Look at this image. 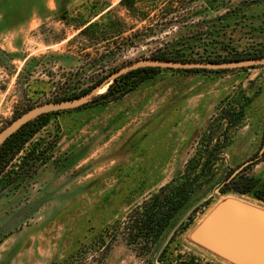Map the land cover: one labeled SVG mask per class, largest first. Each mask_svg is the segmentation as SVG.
I'll return each instance as SVG.
<instances>
[{
    "label": "rangeland",
    "instance_id": "rangeland-1",
    "mask_svg": "<svg viewBox=\"0 0 264 264\" xmlns=\"http://www.w3.org/2000/svg\"><path fill=\"white\" fill-rule=\"evenodd\" d=\"M153 1L139 5L209 16L158 21L166 28L157 26V36L97 63L106 43L95 51L90 37H75L72 18L90 23L119 0H0V129L31 106L92 88L113 66L148 57L179 25L212 19L221 50L264 52V0ZM25 147L37 159L22 151L0 173V264H233L190 233L227 197L264 210L248 195L213 193L233 173L264 184V64L158 72L117 100L52 116ZM209 153L211 169L199 159ZM185 170L194 190L183 208L157 240H134L135 211Z\"/></svg>",
    "mask_w": 264,
    "mask_h": 264
},
{
    "label": "trees",
    "instance_id": "trees-1",
    "mask_svg": "<svg viewBox=\"0 0 264 264\" xmlns=\"http://www.w3.org/2000/svg\"><path fill=\"white\" fill-rule=\"evenodd\" d=\"M144 1L146 2L148 0H119L117 7H109L90 23H87V21L83 19L74 20L76 18H72V21H74V24H72L73 27L76 29L80 28V31L75 37H90L95 43L92 44L94 46L100 45L102 42L106 43L105 45L103 44L100 52H97V58L95 59L97 60V63H101V61L107 62L115 59L116 56L121 54V51L128 47L136 46V44L143 42L146 39L157 36V26H160L161 29L166 28L165 26H161L166 24V22L162 23L163 19L166 21V18H173L168 21H176L179 18L199 16L201 13L204 14L203 17L209 16V12H201L202 10L190 9L183 13L181 12L182 9H180L181 6L157 13V10L153 9L152 6H146V8L141 7L139 4H142ZM151 1L155 2L153 0ZM201 1L204 2V0ZM213 1L215 0H210L209 3ZM177 2L184 5L191 2V0H177ZM119 10L123 11L122 14H120ZM62 19H64V23L68 24L66 18ZM129 20L132 22H129ZM158 21H160L161 25L158 24ZM137 25L140 26L137 27ZM176 30L173 38L169 42L164 43L165 45H163V48H159L152 52L148 58L179 61L224 62L264 57V52L244 53L227 50L225 48H222L221 50V45L224 43L220 38H217L220 35V28L215 25V20L212 19L196 25H179L176 26ZM123 34L125 35L122 36ZM120 37H122L121 43L115 40ZM84 46L85 48L89 47L87 45ZM205 46H215L219 50L210 52ZM96 47L95 51H99L100 46ZM121 66L122 65L113 66L110 71L105 76L100 77L95 84L97 85L100 83L106 76L115 72L121 68ZM161 71H169L179 74H193L221 73L229 71V69H164L158 67H142L121 74L113 80L104 92L92 98L88 103L74 109L55 111L40 115L23 125L17 132L7 138L5 142L0 145V173L3 172L12 159L22 151L24 152L23 157L27 158V160L37 159V156H35L36 148L27 149L25 144L49 122L52 116L61 113L79 111L98 102L107 103L109 101L117 100L135 89L146 79ZM92 88L88 87L86 89H81L77 93L62 94L54 100L79 97ZM226 112L227 109L222 108V113ZM221 119L229 120L230 117L223 115ZM199 159H203V167H209L211 169L214 165L215 158H213L210 153L207 154L205 158L201 157ZM20 174H24V172H21ZM188 176L189 172L188 170H185L183 176L176 177L171 182L163 185L158 193L152 196L149 200L143 202V206H141L142 210L137 209L135 211V216L132 221L133 224L130 227L131 230L135 229L134 234H132L134 240L141 239L142 235H145L146 239L150 238L152 242L158 239L168 226L169 221L183 208L188 197L194 190L188 182ZM219 190L223 195H248L251 198L264 203V184L251 177L244 178V175L242 174L233 173L231 176L227 175L222 181ZM209 200L210 199L206 200L204 205L208 204ZM196 211L197 209L193 210L188 217L189 222L182 228L185 229L190 223V220ZM192 264L198 263L193 262Z\"/></svg>",
    "mask_w": 264,
    "mask_h": 264
},
{
    "label": "water",
    "instance_id": "water-1",
    "mask_svg": "<svg viewBox=\"0 0 264 264\" xmlns=\"http://www.w3.org/2000/svg\"><path fill=\"white\" fill-rule=\"evenodd\" d=\"M259 64H264V57L224 62L140 58L109 74L91 90L79 97L49 100L27 108L0 129V145L23 125L40 115L80 107L101 94L102 92H99V90L103 87L107 89L116 77L137 68H203L216 70ZM213 193L220 195L219 187L215 188ZM210 196L211 194L208 197ZM190 239L233 264H264V210L235 198L227 197L219 202L192 230Z\"/></svg>",
    "mask_w": 264,
    "mask_h": 264
}]
</instances>
